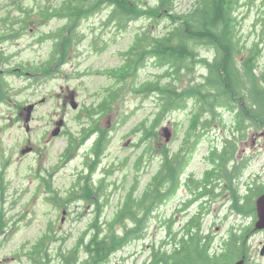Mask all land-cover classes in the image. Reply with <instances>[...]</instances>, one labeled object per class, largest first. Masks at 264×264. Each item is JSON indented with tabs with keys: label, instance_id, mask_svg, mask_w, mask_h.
I'll use <instances>...</instances> for the list:
<instances>
[{
	"label": "rangeland",
	"instance_id": "1",
	"mask_svg": "<svg viewBox=\"0 0 264 264\" xmlns=\"http://www.w3.org/2000/svg\"><path fill=\"white\" fill-rule=\"evenodd\" d=\"M64 1L0 0V222L5 223L2 230L0 223V264H27L26 254L47 232L49 224L64 239L49 244L51 264H58V247L72 248L83 235L88 239L95 208L80 198L81 191L74 193L72 199L67 196L72 195V188L85 187L84 178L90 167L91 181L100 183L104 190L99 220L106 222L121 207L133 184L137 183L134 195L142 194L159 165L156 156L150 163L144 160L139 173L134 170L136 158L142 152L135 148L141 132L134 130L155 112V97L129 92L103 117L90 119L84 110L96 105L104 90L112 86L109 70L121 66L122 55L135 37L146 30L160 36L171 29V21L140 18L123 29L115 28L106 25L111 10L103 6L81 21L75 33L71 32L77 37L65 51L63 44L56 42L63 36L59 30L65 25L64 20L39 12L48 6L53 10ZM143 3L154 5L153 0ZM194 3L195 0H174L173 13H188ZM18 6L28 11H20ZM234 17L236 31L246 47L260 42L264 34V0H238ZM261 49L260 67H264V41ZM196 51L200 57L212 59L208 48L197 46ZM160 74L153 60L147 59L135 75L134 86L156 80ZM202 74L204 69L197 66L191 78L201 81ZM60 121L62 124L58 125ZM187 121L188 112L170 114L159 127L156 146L178 150L180 143L174 140V125ZM225 122V128L213 127L200 141L187 168L188 176L198 178L208 167L204 159L211 144L220 147L222 139L228 137L230 116H226ZM57 129L59 134L53 135ZM101 133L108 144L100 155L97 152V158L93 143ZM237 157L252 158L243 173V187L253 179H258L256 185L264 183V130L250 131L247 141L238 143ZM55 196L65 203H58ZM188 198V192L180 190L158 207L148 220L143 239L131 242L113 255L108 264H141L148 259L150 245L158 248L166 239L162 222L174 217L173 231L178 232L196 211L193 204L190 213L176 212ZM208 211L203 232L213 236V250H219L230 231L253 227V220L230 210L225 195L214 201ZM246 247L248 264H264V254L260 255L264 230H252Z\"/></svg>",
	"mask_w": 264,
	"mask_h": 264
},
{
	"label": "trees",
	"instance_id": "2",
	"mask_svg": "<svg viewBox=\"0 0 264 264\" xmlns=\"http://www.w3.org/2000/svg\"><path fill=\"white\" fill-rule=\"evenodd\" d=\"M143 4V0H65L53 10L48 6L39 11L49 16L56 13L64 20L65 25L59 30L63 36L56 42L63 44L65 51L77 37L71 32L103 6L111 10L106 25L112 24L115 28L123 29L140 18L152 22L171 21V29L160 36L146 30L135 37L132 46L122 55L121 66L109 70L112 86L104 90L96 105L84 110L90 119L103 117L129 92L155 97V112L134 130L141 132L135 148L142 149L134 170L139 173L144 160L150 163L157 156V171L140 196L134 195L137 183L133 184L113 218L101 222L99 213L103 208L104 190L100 183L91 181L90 167L84 178L85 187L72 188L69 193L72 195L67 196L72 199L74 193L81 191L80 198L95 208V218L89 225L90 235L87 240L81 236L72 248L58 247V264H108L113 255L131 242L143 239L152 214L180 190L187 191L189 198L176 212L190 213L189 207L193 204L196 211L182 223L178 232L173 231L174 217L163 221L166 239L158 248L150 245L149 258L141 264H235L243 258L244 264H248L246 246L253 230L251 225L230 231L216 251L212 249L213 236L203 232V221L212 203L224 195L230 210L256 220L255 201L264 194V183L256 185L258 179H253L243 187V173L252 158L239 159L237 152L238 143L247 141L250 131L264 130V67H260L264 34L260 42L249 47L244 45L236 31L234 17L238 0H195L193 8L185 14L173 13L174 0H153V6ZM18 10L28 11L21 6ZM197 46L211 50L212 59L200 57ZM147 59L153 60L161 74L156 80L135 87V75ZM197 66H201L205 74L196 82L191 76ZM180 111L188 112V121L174 125V140L180 143L178 150L156 146L159 127L170 114ZM226 116L232 121L227 126L228 137L222 139L220 147L211 144L204 159L208 167L200 177L188 176L187 168L200 141L213 127L225 128ZM183 125H187L185 129ZM93 144L94 152L100 155L108 139L101 133ZM95 156L98 158V154ZM94 162L96 165L98 160ZM55 198L58 203H65L64 199ZM0 223L2 230L5 223ZM60 240L64 242L49 224L47 232L26 254L27 264H51L49 244Z\"/></svg>",
	"mask_w": 264,
	"mask_h": 264
},
{
	"label": "water",
	"instance_id": "3",
	"mask_svg": "<svg viewBox=\"0 0 264 264\" xmlns=\"http://www.w3.org/2000/svg\"><path fill=\"white\" fill-rule=\"evenodd\" d=\"M73 108L75 107L73 106ZM27 111L29 115L31 108H28ZM61 124L62 121L58 123V125ZM58 133H59V129L55 130L53 135H56ZM255 210H256L257 221L255 222L254 228L255 230H264V194L261 195L259 198H257L255 202ZM263 254H264V247L261 250V255ZM236 264H243V260L237 262Z\"/></svg>",
	"mask_w": 264,
	"mask_h": 264
}]
</instances>
